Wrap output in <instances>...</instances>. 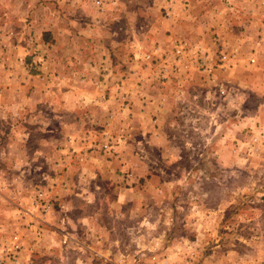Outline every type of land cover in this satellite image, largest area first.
<instances>
[{"label": "rangeland", "instance_id": "rangeland-1", "mask_svg": "<svg viewBox=\"0 0 264 264\" xmlns=\"http://www.w3.org/2000/svg\"><path fill=\"white\" fill-rule=\"evenodd\" d=\"M35 1L19 77L53 103L0 113V144L23 148L7 158H35L0 181V264H264V21L220 0L249 37L221 49L214 24L189 38L188 0L176 31L170 0ZM69 40L92 65L63 55ZM15 59L0 51V78ZM93 153L112 178L88 174ZM87 186L104 198L62 197Z\"/></svg>", "mask_w": 264, "mask_h": 264}, {"label": "crops", "instance_id": "crops-1", "mask_svg": "<svg viewBox=\"0 0 264 264\" xmlns=\"http://www.w3.org/2000/svg\"><path fill=\"white\" fill-rule=\"evenodd\" d=\"M170 6H171V12L169 13V17L170 19H172V22L175 23V25H177V27L174 25L173 28H175V31L177 30V28H179V22H181V13H178L179 10V5H177L178 2H180L179 0H170ZM173 2L175 4H173ZM192 3V4H191ZM234 6H236L237 8H246L247 11H245V13L248 15L247 21H264V17H260L258 18L257 16H260V11L259 10H264V0H233V2L231 3ZM187 5L189 7H191V5L194 6V8H197V12L195 13V15H191L188 14V18L191 21V23L188 24V28L190 29V31H188V36L189 38H191L192 40L198 38V39H202L205 42H210L211 38L210 35H212V37L218 36V39L220 40L219 45L221 46V49L226 46L225 41L228 40L230 43L232 42V40H237L240 39V42L246 41V39H248V35L244 34V32H239L238 35L233 34L232 31H230V28L232 27V22H230V18L227 15H222L221 16V12L220 11H214L215 8L218 7H223L225 6L226 9H231L233 10V8H229V6L227 4H223L220 0H188ZM3 6H5L6 10L3 9ZM211 9L210 11L208 9ZM190 9V8H189ZM208 14H211L215 17V19H211L209 20L208 18ZM235 15V13H233L231 16ZM264 16V14H261ZM184 16V15H183ZM238 17V16H237ZM236 17V18H237ZM220 18H222L220 20ZM252 19V20H250ZM36 20V1L35 0H0V51H3V54L5 55H15V64H13V69H7V75H2V77L0 78V113H7L10 112L9 110H12L13 108L15 109L14 112L16 114V116H19L21 114L20 110L21 109H25L24 106H28V108L32 107V111L29 109L30 112H28V114L25 117H29V119L32 117H34L36 115V113L38 112L37 110H35V108L39 105V103H42V106L44 108H47L50 110L47 112L48 115L47 117L50 116L51 113V109H52V91L46 89V86L49 87V83L48 85L46 84V81H43V89L45 90L44 92L40 93L38 91V89H36V87H32L33 84H29V81H31V79L33 78V80H36V75H32V74H28V78L27 80H25V82H27V84H23L21 85L22 81L21 78L19 77L20 72L22 70V66H21V62L20 60L18 61V57H20V53H19V48H18V41L22 38H26V34L30 33L31 27L33 26L34 21ZM21 22V24L18 27L17 24ZM200 22H204V23H208L209 25H216L217 30L213 31L210 35H207L206 33H209L208 29L205 28V30H200L198 27V24ZM204 24L201 23L200 27H203ZM9 29L6 30V32H2L3 29ZM66 32V30H65ZM216 32V33H214ZM245 33H247V31H245ZM216 34V35H214ZM66 35H68V31L66 32ZM209 36V37H208ZM246 39H244V38ZM11 42L8 43V46H3L2 47V42H7L4 39H11ZM13 38H15L16 40L13 41ZM72 40V39H71ZM212 45H214V42H211ZM234 44H239L237 42H234ZM209 50H211L212 52L213 49L212 47H208ZM72 49L73 52L76 53V57L78 59V61H76V65L85 63V66L87 65H92V59H85L84 56V51H80L78 49V46H73L72 45V41H66L65 42V48H61V51L63 52V55H66L68 53H71L69 50ZM91 62V63H90ZM94 62V61H93ZM67 66H69V69L72 68L71 67V61H66L65 63ZM70 64V65H69ZM66 65H63V67L65 69H67ZM42 69H46V67H42ZM67 69V70H69ZM76 69V68H73ZM4 74V73H2ZM11 75V77H10ZM42 78L44 77L41 74ZM67 78L65 80H68V75L66 73ZM49 77V76H48ZM40 80V79H37ZM88 80V78H85L84 81L86 82ZM98 79H96L97 81ZM66 84L70 83V81H66L64 82ZM38 92V93H37ZM87 95V94H83L82 96ZM87 97V96H85ZM87 100V98H86ZM94 100V102L96 103V98L92 97L90 99H88V101H92ZM50 101H52V103L50 104ZM45 102V103H44ZM48 104H47V103ZM61 106H63L64 108H66V102L65 103H61ZM49 107V108H48ZM65 110V109H64ZM44 113H46V110H44ZM24 115V113H23ZM22 115V116H23ZM65 115V113H64ZM60 116L62 117L63 115L60 114ZM50 118V117H49ZM28 119V118H27ZM17 128V132H20V127L16 126ZM5 130H1L0 128V133H4ZM60 131L64 134L68 133L69 130L67 128V125L63 124V126L60 127ZM22 132V130H21ZM46 144H51V142L44 140L43 145ZM17 145V144H16ZM16 145H14V147H9V143L6 142L5 144H0V151H2L0 153V181L3 179L4 176L8 175L9 173L8 170L15 171L17 170V168L19 166H22L24 163H28L35 160V158H27L25 159L24 157H21L19 155H21L23 148H22V144H19V147H17ZM67 146V145H66ZM62 150V149H61ZM17 152L19 153L18 157L14 158L13 160H11V158H7V155L9 152ZM68 151V150H67ZM66 157V156H65ZM85 157L90 158V160L87 161V159L85 160V169L86 171H88V174L91 175L92 178H97L98 174L101 175L103 177L105 176H109V178H112L111 175H109V169L107 168L106 163L104 162H97V155L96 154H90L87 155ZM68 158V156L66 157ZM46 159V158H45ZM83 159V158H82ZM5 160H9V164H5L3 163ZM27 160V161H26ZM31 160V161H30ZM103 160V159H102ZM3 165H7V168H5V166L3 167ZM98 169H97V167ZM68 172V171H67ZM66 172H63L62 177H64ZM104 174V175H103ZM20 176V175H19ZM17 176V177H19ZM65 181H67V178H65ZM63 180V179H62ZM70 182V181H68ZM117 184V183H116ZM121 187V185H119ZM69 193V191H67V193L65 195H62V197H69V199H73V193L76 196H82L83 198L87 197H93L95 198V196L97 195L98 197H103V195L105 196L106 193H104L98 189H90L88 188V186L86 188H83L82 191L80 192H72L69 195H67ZM109 197V196H108ZM104 198V197H103ZM57 205V204H55ZM54 205V206H55ZM62 212L60 211V214ZM62 215V214H61ZM62 216H60L61 218ZM51 218V217H50ZM49 218V219H50ZM45 220H48L47 218ZM62 220V219H61ZM61 220H59V222H61ZM63 221V220H62ZM44 224L46 225V228L49 226L50 229H58V227H56V225H53L54 222L50 221H45ZM70 239V240H69ZM69 239L67 240V238L64 240L66 243L69 241V243H73L71 240H73L75 242V244H83V241H80L78 239H73L71 237H69ZM80 245V246H81ZM123 256V255H121ZM181 259V258H180ZM112 260H116L115 258Z\"/></svg>", "mask_w": 264, "mask_h": 264}]
</instances>
